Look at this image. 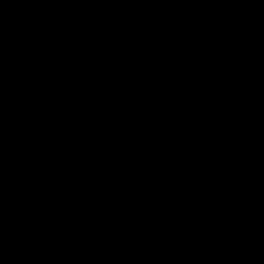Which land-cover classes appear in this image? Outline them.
Returning <instances> with one entry per match:
<instances>
[{
	"label": "water",
	"instance_id": "obj_1",
	"mask_svg": "<svg viewBox=\"0 0 264 264\" xmlns=\"http://www.w3.org/2000/svg\"><path fill=\"white\" fill-rule=\"evenodd\" d=\"M0 264H264V0H0Z\"/></svg>",
	"mask_w": 264,
	"mask_h": 264
}]
</instances>
